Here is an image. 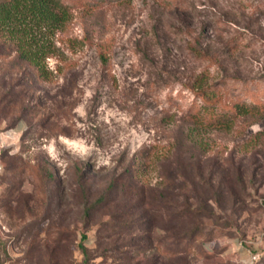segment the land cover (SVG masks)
<instances>
[{
  "label": "rangeland",
  "instance_id": "1",
  "mask_svg": "<svg viewBox=\"0 0 264 264\" xmlns=\"http://www.w3.org/2000/svg\"><path fill=\"white\" fill-rule=\"evenodd\" d=\"M62 2L46 78L0 39V264H264V0ZM140 189L212 217L137 252Z\"/></svg>",
  "mask_w": 264,
  "mask_h": 264
},
{
  "label": "trees",
  "instance_id": "2",
  "mask_svg": "<svg viewBox=\"0 0 264 264\" xmlns=\"http://www.w3.org/2000/svg\"><path fill=\"white\" fill-rule=\"evenodd\" d=\"M69 17L68 7L62 0H0V39L9 41L17 52L18 57L28 61L37 69L41 77L46 78L48 71L45 59L51 53L48 37L51 33L62 29ZM233 109L236 115L264 114V111L259 110L256 106H247L242 103L234 104ZM231 117L232 115L224 116L222 120L214 118L209 120L206 125L221 123L220 125L228 128L227 123L231 122ZM262 134L264 133L257 132L255 137ZM113 183L110 184L106 193L94 201L92 206L85 208L86 213L91 209L109 204L111 191L115 187ZM147 198L148 196L140 189L137 202H131L126 207L127 209L138 208L142 210V212L134 216L133 221L127 222L133 225L138 221L142 223L140 232L143 234L137 236L134 242H129L128 244L137 252L150 249L156 250V244L152 241L151 234L158 231L166 233L164 240L168 239L170 245L183 241L193 242L200 229L198 217L201 215L212 217L211 212H207L205 206H193L187 200L177 201V199L168 198V196L160 194L154 196V200L157 199L156 206L153 209H148ZM160 208L164 209L166 222H171V225L168 223L166 226H162L159 222L162 217L159 212ZM115 216L116 214L113 215V217ZM124 245L126 244L121 246ZM115 246L107 248L108 251L115 250ZM133 259V256H125L123 264H161L159 255L145 260L144 263H142V260L131 262ZM167 264H178V262H173L170 259ZM184 264H187V260L184 261Z\"/></svg>",
  "mask_w": 264,
  "mask_h": 264
}]
</instances>
